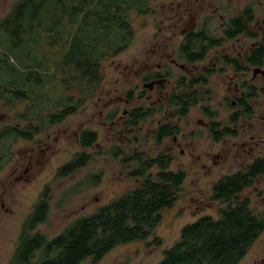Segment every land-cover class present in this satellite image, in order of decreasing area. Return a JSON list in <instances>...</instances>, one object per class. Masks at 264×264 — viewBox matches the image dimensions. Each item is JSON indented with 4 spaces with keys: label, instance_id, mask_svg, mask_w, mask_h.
<instances>
[{
    "label": "flooded vegetation",
    "instance_id": "obj_1",
    "mask_svg": "<svg viewBox=\"0 0 264 264\" xmlns=\"http://www.w3.org/2000/svg\"><path fill=\"white\" fill-rule=\"evenodd\" d=\"M152 1L149 0V4ZM150 5L141 14L154 11L158 30L151 40H145L147 45L138 57L132 56L130 62L118 66L122 67L124 77L134 76L141 81L142 89L138 84L137 89L131 87L119 91L117 87L114 93L111 92L113 95L109 92L110 97L98 111L95 127L86 125L76 132L80 149L73 158L82 161L85 156L88 164L93 159L88 149L100 145L112 147L114 156L124 155L123 160L138 164L145 158L157 159L163 155L171 166L179 156H188L187 164L193 169L191 166L206 153L196 154V151L211 140L207 148L217 147L218 153L209 156L207 151L205 156L228 164L215 183L223 176L245 175L251 180L245 189L250 188L264 204V0H169V3H163L160 11ZM127 33L130 36L125 40L126 45L123 42L122 48L113 55H118L133 42L134 29ZM122 101L128 104L127 109H122L119 104ZM80 104V101L73 104L70 100L65 101L58 112L40 116L41 124L34 123L27 111L0 126V251L1 229L16 214L23 185L32 182L41 168L40 152L44 153L42 144L45 142L38 139L33 145L35 136L44 131V124H63L76 113ZM67 107L72 110L66 114ZM157 115L156 127L142 130L141 121L145 123L148 117ZM186 117H191L192 128L180 133L179 124ZM1 121L5 120L0 113ZM108 125V132L100 139V131ZM117 127L120 129L116 134L121 135L123 141L106 145L113 136L111 131ZM10 138L29 144L23 151H11L7 147L11 143L6 142ZM146 144L159 148L164 145L165 149L154 156L147 155L143 148ZM139 145L141 151H135ZM127 148H130L128 154ZM10 162L8 173L2 177L1 173ZM66 163L56 169V177H67H59V169ZM206 165L207 162H203L201 166L205 169ZM184 171L187 178V171ZM203 175H206L205 170ZM48 188L43 189L30 212L26 213L22 228L28 216L44 201L48 203L49 214ZM245 189L240 196L248 198L254 210L251 197L244 194ZM44 222H38L35 230ZM262 253L254 260L255 264H264V249ZM14 255L15 252L10 264H15Z\"/></svg>",
    "mask_w": 264,
    "mask_h": 264
},
{
    "label": "trees",
    "instance_id": "obj_2",
    "mask_svg": "<svg viewBox=\"0 0 264 264\" xmlns=\"http://www.w3.org/2000/svg\"><path fill=\"white\" fill-rule=\"evenodd\" d=\"M148 6L149 0H18L0 21V34L4 44L18 45L25 57L30 55L27 46L32 41L37 47L42 41V46L61 45L64 54L59 62H65L80 74V82L92 87L102 79L101 60L119 51L130 36L128 11L142 13ZM65 20L68 25H64ZM42 58L35 69L45 67L44 77L38 69L24 75L17 70L13 73L14 68L3 67L0 60V97L10 92L18 100L29 99L27 83H44L52 70L53 62L46 52ZM71 110L67 107L65 113ZM81 160L73 158L60 167L59 177L85 166L86 157ZM154 166L156 174L150 172ZM132 174L141 178L137 187L74 220L53 238L40 231L33 233L38 222L47 220L48 203L42 202L24 223L14 263L80 264L89 257L96 262L120 244L148 239L161 221L160 212L177 201L186 172L171 169L169 159L161 155L145 158ZM250 184L245 175L221 177L212 186V198L225 203L220 215H204L186 224L180 239L164 250L156 264H239L264 232V216L250 207L248 198L240 196ZM155 241L161 242L158 237ZM37 252L38 260L32 261Z\"/></svg>",
    "mask_w": 264,
    "mask_h": 264
},
{
    "label": "rangeland",
    "instance_id": "obj_3",
    "mask_svg": "<svg viewBox=\"0 0 264 264\" xmlns=\"http://www.w3.org/2000/svg\"><path fill=\"white\" fill-rule=\"evenodd\" d=\"M16 1L18 0L0 1V21L10 12ZM163 3H169V0H153L150 3L151 5H149L154 10L158 9L160 11ZM154 13L152 11L143 15L138 10L128 11L130 26L135 31L134 40L129 47L117 53L118 55H113L112 53L101 60L100 71L102 79L100 82L93 84L92 87H87L86 83L80 82V74L70 69L65 62H59L64 54V47L61 45L42 46L43 41L41 40V46L37 47L38 44L35 45L34 41H32L27 46L30 55L25 57L26 52L18 50V45L10 47L8 44H4V38L0 34L1 65L5 68L9 66L14 68L13 73H16L17 70L18 74L24 75L27 70L38 69L40 77H44L43 71L45 67L35 69L37 61L42 60V54L46 52L53 62L51 65L52 70L48 71V78L44 79V83H39L38 85L27 83L29 99L18 100L10 92L3 93V97H0V113L5 121H1L0 126L4 123H10L11 117L23 115L27 111L28 116L34 123L41 124V119L39 118L44 117L47 113L49 115L62 109L64 99L66 100L67 98V101L70 100L72 104L81 102L80 106H77L76 113L70 115L63 124L46 126L44 124V131L35 136L32 142L33 145H36L38 139H43L45 142L42 144L44 153L39 151L42 162L41 168L38 175L34 176L32 182L23 185L24 188L21 187L23 188L22 198L19 200L16 214L11 216L1 229L0 264H10L11 257L19 244V233L23 219L47 186L50 189L48 220L39 224L36 230H33V233L40 231L48 238H53L74 220L88 215L99 206L119 198L140 183L141 178L132 174V171L138 168L139 164L135 161L123 160L124 155L123 157L114 156L111 152L112 147L107 148L108 146L99 145L96 149H88L93 154L92 161L70 176L58 178L56 177V169L71 160L75 152L80 149L76 140V132L86 125L95 127L94 124L99 119L98 111L110 97L109 95H113L111 92L114 93L117 87L120 89L119 91L131 87L137 89L136 85L138 84L139 89H142L141 81L134 78V76L130 79L127 76L124 77L121 72L122 67L118 66L119 63L124 65V63L130 62L132 56L138 57L143 46L147 45L145 40H151V36L158 30V26L154 23L156 16ZM64 22V25H68L67 20ZM52 55L57 61L53 60L54 57ZM23 57H25L24 61L21 60ZM74 75H77L78 79ZM2 79L0 77V81ZM109 92L110 94L108 95ZM99 98H103V100L100 101ZM119 104L122 109L129 107L125 101ZM157 117L159 116L148 117L145 123L141 121L142 130L147 131L155 128ZM190 118L182 119L179 124L180 133L187 132L192 128ZM23 123L26 124V121H23ZM118 129L120 128L117 127V129L111 131L113 136H111L112 138L109 139L106 145L112 146L123 141L122 136L116 134ZM108 130L109 125L100 131L102 132L100 139H103L102 137ZM10 139L6 142L11 143L10 146H7L11 151L16 152L19 149L23 151L29 144L26 141ZM12 140L15 142H12ZM208 142L211 143V140H208ZM151 143L153 144V141ZM209 143L201 145L196 151V154L206 153L201 156L197 164L194 163L191 166L193 169L187 164L188 156H179L171 163V169L173 170H178V168L186 170L187 178L173 207L163 209L160 212L161 221L156 226L153 235L146 240L120 244L99 261L95 262L89 257L80 264H156L163 258L164 250L173 246L180 239L182 228L186 224L193 223L204 215H211L217 218L220 215V207L224 206L225 203L212 198V186L221 172L225 171L228 164L218 162V158L208 159L205 156L207 151L210 153L209 156L218 153L217 147L211 146L207 148L210 145ZM152 144H146L145 147L142 146L146 148L147 155L154 156L165 149L164 145L159 148ZM129 150L130 148H127L126 154L129 153ZM133 151L131 150L130 152ZM135 151H141L140 145ZM178 151L176 152L178 153ZM203 162H207L205 169L201 166ZM10 167L11 162L6 164L5 169L1 173L2 177L6 176ZM203 170H205L206 175H203ZM157 171V166L150 169V172L155 174ZM244 194L251 197V205L254 210L264 215L262 200L257 199V196L255 197L250 188L245 189ZM155 237L161 240L159 244L156 243ZM263 249L264 232L247 251V254L239 264H255L254 260L262 256ZM39 254L37 252L32 261H37Z\"/></svg>",
    "mask_w": 264,
    "mask_h": 264
}]
</instances>
